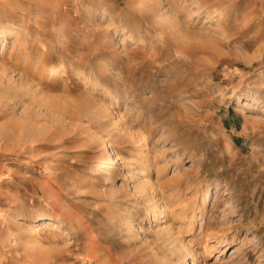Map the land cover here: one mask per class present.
I'll use <instances>...</instances> for the list:
<instances>
[{"label": "rangeland", "instance_id": "1", "mask_svg": "<svg viewBox=\"0 0 264 264\" xmlns=\"http://www.w3.org/2000/svg\"><path fill=\"white\" fill-rule=\"evenodd\" d=\"M145 1L0 0V264H264V0Z\"/></svg>", "mask_w": 264, "mask_h": 264}, {"label": "bare ground", "instance_id": "2", "mask_svg": "<svg viewBox=\"0 0 264 264\" xmlns=\"http://www.w3.org/2000/svg\"><path fill=\"white\" fill-rule=\"evenodd\" d=\"M175 1H178V0H174V2ZM182 1H184L185 3L187 2V0H182ZM194 2V1H193ZM161 3V0H146L145 1V4H146V6H147V8L148 9H151L150 11H151V15L152 16H156V20H157V13H161L162 11H163V8L164 7H162V5L160 4ZM191 3H192V1H191ZM206 3V2H205ZM187 4V3H186ZM207 4V3H206ZM195 5V4H194ZM193 5V6H194ZM200 5H202L200 2L198 3V2H196V6H198V7H200ZM144 7H145V5H143ZM188 5H186L185 6V8H188L187 7ZM195 6V7H196ZM184 8V7H183ZM184 8V9H185ZM198 9V8H197ZM164 11H165V9H164ZM188 11H189V9H188ZM187 14H188V12H186ZM190 13V12H189ZM164 15H166V14H164ZM192 16V15H191ZM39 17V16H38ZM46 20V19H45ZM176 21H179V20H176ZM179 23H180V21H179ZM180 25V27H182V30H183V26L181 25V24H179ZM12 30V29H11ZM186 30V29H185ZM10 30L9 29H7L6 27H3L2 28V32H1V36H3V37H6V36H8L7 34H8V32H9ZM18 37V36H17ZM224 37V36H223ZM222 39V38H221ZM224 39H226V38H224ZM218 41V40H217ZM212 43V42H211ZM258 50V49H257ZM262 49H260V51H261ZM18 52V51H17ZM16 51H14V58H15V56H16V53H17ZM257 53V54H256ZM46 54H48L47 52H46ZM255 54L256 55H254V53H253V56H252V54L250 55V56H252L251 57V59H250V61H255L254 60V57L255 56H259V50H258V52H255ZM20 57V56H19ZM25 57V56H24ZM26 59H27V56L25 57ZM34 59V58H33ZM32 59V60H33ZM42 61V60H41ZM33 62V61H32ZM27 63H29V62H27ZM39 63V62H38ZM25 64V63H24ZM33 65V64H32ZM39 65V64H38ZM35 66V65H34ZM37 66V65H36ZM44 67V66H43ZM33 69H35V68H33ZM43 69H46V68H43ZM49 69V68H48ZM55 69V68H54ZM30 70V69H29ZM36 73V72H35ZM51 74H53L54 75V72L52 73V71H51ZM41 75V74H40ZM40 80V78H37V80ZM42 80V79H41ZM41 82V81H40ZM43 85H46L45 84V82H44V84ZM50 86V85H49ZM25 93H26V91H25ZM110 134V133H109ZM116 164H118V161L116 160V159H110L109 160V163L107 164V166H111L113 169H114V166L116 165ZM111 169V168H110ZM53 177H55V176H53ZM50 178V177H49ZM55 179V178H54ZM50 180V179H49ZM52 182V181H51ZM49 183V182H48ZM54 185V184H53ZM41 187L43 188V185H41ZM56 191L57 190H55L54 189V187L52 186V185H49V187H47V188H45V190H44V192H45V194H47L48 196H50L51 197V204H52V206H54V207H58L59 206V211H60V213H63L64 211H65V208L63 207V205H62V203L60 202V200L58 199L59 197H57V195H56ZM58 192V191H57ZM147 194V193H146ZM144 195V194H143ZM146 196H148V195H146ZM150 196V195H149ZM143 197V196H142ZM142 197H140V198H142ZM162 197V196H161ZM139 198V199H140ZM146 197H144V199H145ZM151 198V197H150ZM149 198V199H150ZM142 200H143V198H142ZM209 200H210V195L208 194V195H206L204 198H203V203H202V205L203 206H205L208 202H209ZM145 201H147V199L145 200ZM152 201V200H151ZM153 202V201H152ZM155 203V202H154ZM158 205V204H157ZM150 206H151V204H150ZM162 207V206H161ZM154 208V207H153ZM155 208H156V206H155ZM164 208V207H163ZM162 208V209H163ZM150 209L152 210V208L150 207ZM154 211V210H153ZM160 211V210H159ZM162 211V210H161ZM152 212V211H151ZM150 212V213H151ZM152 213H155V212H152ZM163 213V212H162ZM183 213V212H182ZM164 214V213H163ZM63 215V214H62ZM75 215V214H74ZM73 214H71L69 217L68 216H66V217H68V220H75L76 219V217L74 216ZM162 215V214H161ZM61 216V215H60ZM65 217V218H66ZM59 219V218H58ZM57 220V219H56ZM58 221V220H57ZM76 222V221H75ZM71 224V223H70ZM70 226V225H69ZM73 227V226H72ZM73 229H74V227H73ZM74 230H76V232H77V234L78 233H80V234H82V236H83V238H88L89 240H90V243H91V234L92 233H90V231L89 230H87V229H85L83 226L82 227H76V229H74ZM80 234H78V235H80ZM74 236V235H73ZM82 238V239H83ZM93 240V239H92ZM82 242H84V241H82ZM88 243V242H87ZM84 245V244H83ZM92 245V244H91ZM85 246V245H84ZM86 246H88L87 244H86ZM90 246V245H89ZM95 246V245H94ZM89 247H87V249H88ZM90 249V248H89ZM88 249V250H89ZM84 251V250H83Z\"/></svg>", "mask_w": 264, "mask_h": 264}]
</instances>
